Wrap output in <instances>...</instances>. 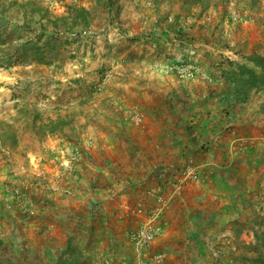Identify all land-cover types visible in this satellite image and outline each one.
I'll return each mask as SVG.
<instances>
[{"label": "rangeland", "instance_id": "1", "mask_svg": "<svg viewBox=\"0 0 264 264\" xmlns=\"http://www.w3.org/2000/svg\"><path fill=\"white\" fill-rule=\"evenodd\" d=\"M0 264H264V0H0Z\"/></svg>", "mask_w": 264, "mask_h": 264}, {"label": "built area", "instance_id": "2", "mask_svg": "<svg viewBox=\"0 0 264 264\" xmlns=\"http://www.w3.org/2000/svg\"><path fill=\"white\" fill-rule=\"evenodd\" d=\"M142 212H143L142 209L138 210L139 214H142ZM139 233L140 234L137 233L135 240H137L138 250H144L145 243H148L150 240H152L156 232L153 229V227H150V228L144 227L141 229V231H139Z\"/></svg>", "mask_w": 264, "mask_h": 264}]
</instances>
